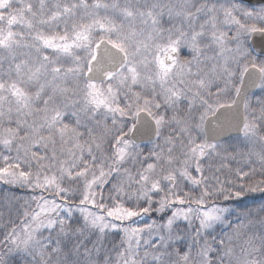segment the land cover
I'll list each match as a JSON object with an SVG mask.
<instances>
[{
  "label": "snow or ice",
  "instance_id": "snow-or-ice-1",
  "mask_svg": "<svg viewBox=\"0 0 264 264\" xmlns=\"http://www.w3.org/2000/svg\"><path fill=\"white\" fill-rule=\"evenodd\" d=\"M0 264H264V0H0Z\"/></svg>",
  "mask_w": 264,
  "mask_h": 264
},
{
  "label": "rangeland",
  "instance_id": "rangeland-1",
  "mask_svg": "<svg viewBox=\"0 0 264 264\" xmlns=\"http://www.w3.org/2000/svg\"><path fill=\"white\" fill-rule=\"evenodd\" d=\"M184 56H186V52L181 54V58H184Z\"/></svg>",
  "mask_w": 264,
  "mask_h": 264
},
{
  "label": "trees",
  "instance_id": "trees-1",
  "mask_svg": "<svg viewBox=\"0 0 264 264\" xmlns=\"http://www.w3.org/2000/svg\"><path fill=\"white\" fill-rule=\"evenodd\" d=\"M257 94H258V91H257ZM253 99H255V97H253Z\"/></svg>",
  "mask_w": 264,
  "mask_h": 264
},
{
  "label": "water",
  "instance_id": "water-1",
  "mask_svg": "<svg viewBox=\"0 0 264 264\" xmlns=\"http://www.w3.org/2000/svg\"><path fill=\"white\" fill-rule=\"evenodd\" d=\"M257 91V90H256Z\"/></svg>",
  "mask_w": 264,
  "mask_h": 264
}]
</instances>
